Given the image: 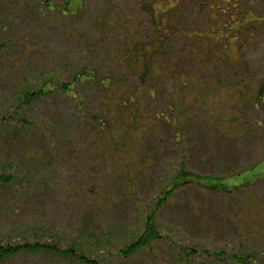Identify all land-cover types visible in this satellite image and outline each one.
Wrapping results in <instances>:
<instances>
[{"label": "trees", "instance_id": "16d2710c", "mask_svg": "<svg viewBox=\"0 0 264 264\" xmlns=\"http://www.w3.org/2000/svg\"><path fill=\"white\" fill-rule=\"evenodd\" d=\"M11 1L16 0H0V87L8 91L0 105V140L3 141L0 212H9L12 216L17 215L30 198L52 191L53 165L85 144L84 141L73 142L78 147L69 151L70 146L67 149L62 137L66 128L73 131L96 129L104 140L107 139L104 145L107 149H119L127 141L137 143L141 135L146 137L149 131L144 129L147 122H144L141 104L148 92L155 97L165 84L170 88L168 96L175 101L170 112L174 113L171 121L177 130L176 142L182 141L181 120L175 115L185 110L186 105L179 104L183 99L182 88L198 83L207 85V81L189 80V74L197 73H190V70L188 74L174 73L173 69L184 64V56L187 64L191 58V62L213 66L214 80L223 79L230 90L226 94L231 95L238 78L234 72L229 76V71L241 61L237 45L241 43V49L245 47L241 41L249 33L248 26L264 23L263 18L249 11L250 0H120L118 7H110L111 0H61L59 3L56 0H19L24 12L33 14L36 21L48 29L59 28L63 26L61 23L87 14L94 25L102 24L108 39L114 43L105 49L99 38L90 40L87 34L67 30V40L73 51L62 54L58 62H46L41 59L47 55L46 48L35 44L31 48V38L7 21L4 14L7 7L3 3ZM90 1H95L98 9H90ZM189 2L196 6L191 7ZM205 2L207 6L203 12L200 4ZM190 9L197 17H189ZM238 17L242 18L238 20ZM197 20L201 25H197ZM211 84L214 86L213 82ZM258 86L256 103L261 105L264 103L263 78ZM88 87H94L95 99L101 100V109L96 113L86 107L84 92ZM146 88L147 93L144 92ZM210 97L209 92L201 93L196 102L205 110H202L204 120L213 121V130H219V124L214 123V113L220 111L216 105L220 106L222 101L213 104L208 100ZM58 99L65 101L63 108L61 102L56 104ZM39 107L48 109L49 114L36 113L34 109ZM257 124L260 127L264 124V111ZM69 133L74 136L73 132ZM255 167L226 178L243 175ZM210 179L225 178L200 177L179 171L172 187L165 188L153 199L154 204L147 206L142 216V231L127 247L116 249L114 254L125 260L137 259L145 251L152 254L156 243L165 242L179 248V262L191 261L195 256L201 260L203 257L197 253V248L185 246L182 240L162 229L158 223L161 209L187 185L230 198L233 192L249 189L258 182L233 188L228 196L225 190L211 183L208 185ZM93 189L89 188L95 193ZM11 200L14 201L12 207ZM93 213L92 207L81 203L77 210V234H70V237L50 231L42 224L27 225L31 232L23 227L5 233L0 236V264H107L113 254L108 251L114 246L113 238L105 231L97 233L99 222ZM203 250L204 258L217 261L220 254ZM35 258L36 262L32 260ZM247 259L240 258L249 264Z\"/></svg>", "mask_w": 264, "mask_h": 264}, {"label": "rangeland", "instance_id": "374dc122", "mask_svg": "<svg viewBox=\"0 0 264 264\" xmlns=\"http://www.w3.org/2000/svg\"><path fill=\"white\" fill-rule=\"evenodd\" d=\"M56 1L59 3L61 0ZM121 2L111 0L109 4L110 7H118ZM189 3L191 7L195 5ZM249 3V11L264 20V0H250ZM89 5L90 9H98L95 1H90ZM3 6L7 7L4 10L7 21L31 38V48L35 45L46 48L47 55L41 58L46 62H58L62 54L73 51L67 40V30L87 34L90 40L99 38L100 45L105 49L114 45L102 24L94 25L87 14L61 23L63 26L59 28L48 29L38 23L33 14L23 11L21 1L4 2ZM200 6L204 12L207 2ZM189 13V17H197L194 10L190 9ZM241 18L238 17V20ZM196 23L201 25V21ZM246 31L248 35L242 41L240 38L245 47L241 49L242 44L237 45L241 61L229 71V76L234 72L238 78L231 95L226 94L230 90L223 79L214 80L213 66L191 62V58L187 64L184 56V64L173 69L174 73L185 74L190 70V73L197 74H189V80L198 81L199 78L210 84L198 83L182 88L183 99L179 104H185V110L183 114H175L181 120L182 141L176 142L177 130L171 121L174 113L170 112L175 101L168 96V84L160 87L155 97L148 92L142 102V116L147 122L144 129L149 131L146 137L141 135L137 143L127 141L119 149H107L104 147L107 139L104 140L96 129L73 131L66 128L62 137L67 149L70 146L69 151L78 147L73 142L84 141L85 144L73 155L62 156L58 159L60 162L53 165L50 187H54V191L51 189L46 195L30 198L17 215L0 212V236L27 225L42 224L50 231L70 237V234H77V210L81 203H85L92 207L99 222L97 233L104 234L105 231L113 238L114 246L108 250L113 254L107 264H246L240 260L242 257L248 258L249 264H264V162L261 163L264 159V124L262 127L257 124L263 118L264 103H256L258 83L264 79V23L252 24ZM73 56L77 60V56ZM147 91L146 88L144 92ZM206 92L211 94L208 99L211 103L222 101L220 106L216 105L220 111L214 113V123L219 124V130H213V121L204 120V108L196 102L197 96ZM84 94L87 109L95 113L100 111L101 100L99 97L95 99V88H86ZM7 95L8 91L0 87V105ZM60 102V107L65 105L62 100L56 104ZM34 111L39 115L49 114L44 107ZM69 132H73L74 136ZM2 143L0 140V156ZM254 166L252 171L243 175L226 178ZM181 170L200 177L225 178L210 179L207 184L225 190L228 196L233 188L258 182L249 189L233 192L230 198L207 192L199 186L187 185L181 187L161 209L158 223L162 229L182 240L185 246L197 248V253L203 257L201 260L195 256L191 261L179 262V248L165 242L156 243L152 254L145 251L137 259L119 258L114 254L115 250L127 247L133 237L142 231V216L147 212V206L153 205V199H157L165 188L172 187ZM90 187L95 193L89 190ZM13 202H9L11 207ZM204 248L220 254L217 261L204 258ZM32 260L37 261L36 258Z\"/></svg>", "mask_w": 264, "mask_h": 264}]
</instances>
